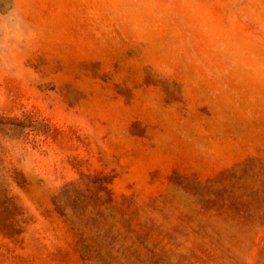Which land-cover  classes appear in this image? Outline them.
<instances>
[{
    "label": "rangeland",
    "instance_id": "obj_1",
    "mask_svg": "<svg viewBox=\"0 0 264 264\" xmlns=\"http://www.w3.org/2000/svg\"><path fill=\"white\" fill-rule=\"evenodd\" d=\"M0 264H264V0H0Z\"/></svg>",
    "mask_w": 264,
    "mask_h": 264
},
{
    "label": "crops",
    "instance_id": "obj_2",
    "mask_svg": "<svg viewBox=\"0 0 264 264\" xmlns=\"http://www.w3.org/2000/svg\"><path fill=\"white\" fill-rule=\"evenodd\" d=\"M16 2V6H20L21 5V0H15Z\"/></svg>",
    "mask_w": 264,
    "mask_h": 264
}]
</instances>
